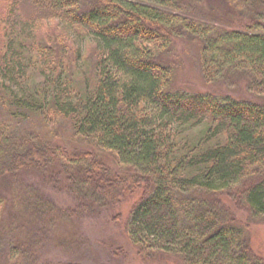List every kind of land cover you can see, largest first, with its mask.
<instances>
[{
  "label": "trees",
  "instance_id": "16d2710c",
  "mask_svg": "<svg viewBox=\"0 0 264 264\" xmlns=\"http://www.w3.org/2000/svg\"><path fill=\"white\" fill-rule=\"evenodd\" d=\"M222 1L251 11V22L225 29L198 15L204 0H0V20L10 31L3 39L0 33V76L21 87L20 55L1 48L30 43L34 68L45 77L46 94H33L44 123L54 129L59 119L69 120L78 137L120 166L113 171L96 153H71L0 123V182L25 170L45 176L52 170L48 182L76 201L67 218L117 209L141 191L146 198L126 233L142 259L158 253L183 264H264L247 227L221 202L226 196L251 219H264V0ZM74 37L96 46L89 53L94 83L82 94L68 68L80 57ZM177 39L201 45L206 83L241 80L261 100L172 94L173 71L157 56ZM197 126L203 129L194 140L181 131ZM2 230L0 264L38 263L29 249L17 262L16 246L2 260L9 237Z\"/></svg>",
  "mask_w": 264,
  "mask_h": 264
},
{
  "label": "rangeland",
  "instance_id": "374dc122",
  "mask_svg": "<svg viewBox=\"0 0 264 264\" xmlns=\"http://www.w3.org/2000/svg\"><path fill=\"white\" fill-rule=\"evenodd\" d=\"M200 8L199 16L204 14L208 21L216 18L217 25L230 30H243L251 22L253 14L246 9L241 12L222 0H204ZM6 23L0 20L1 39L10 32L4 26ZM28 32L26 27L24 34ZM73 43V52H80V57L74 61L72 58L68 68L73 76L74 90L82 94L88 85L94 83L96 59L90 57L89 53L96 50V46L90 39L81 37H74ZM29 44L22 40L14 46L1 48L3 54L12 47L13 52L20 55V73L24 75L22 78L17 75L22 88L14 84L15 79L0 76V123L11 132L32 136L38 142L64 148L71 153H96L113 171L119 169L114 157L98 151L78 137L69 120L59 119L54 129L44 123L42 111L38 110L40 104L36 103L33 94L38 90L41 95L46 94L43 85L45 77L34 68L36 60L30 53L32 48ZM200 51V44L189 39H177L167 51L159 52L157 62L173 71L172 94L229 96L251 103L261 100V96L250 92L241 80L234 84L206 83L201 70ZM2 84H5L4 87ZM202 127H185L181 131L194 140L201 134ZM52 173L49 170L45 176L25 170L15 176H7L0 182V225L3 233L9 234L2 260L7 261L12 246H16V253H20L16 254L17 262L24 249H29L38 257L37 264H183L174 256L158 253H155L154 259L144 260L129 240L126 226L134 207L146 198L144 192L127 196L117 209L85 211L80 218H67L63 213L73 209L76 201L68 192L48 182V176ZM221 202L234 213L237 223L247 227L253 252L264 260V219H251L244 208L237 207L226 196H221ZM42 206L41 213L34 216L36 208ZM118 250L124 253V258L114 256Z\"/></svg>",
  "mask_w": 264,
  "mask_h": 264
}]
</instances>
